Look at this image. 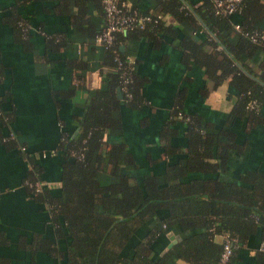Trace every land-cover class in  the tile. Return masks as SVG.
Masks as SVG:
<instances>
[{"label":"crops","instance_id":"0c3cea01","mask_svg":"<svg viewBox=\"0 0 264 264\" xmlns=\"http://www.w3.org/2000/svg\"><path fill=\"white\" fill-rule=\"evenodd\" d=\"M84 1L85 14L102 29V16L92 0ZM130 1L143 10L155 7L153 0ZM187 1V8L189 2L193 7L201 5L200 0ZM77 6V0H0V236L6 239V244L0 245V264H64L59 257L39 249L48 240L63 250L68 240H56L48 203L39 202L28 192L31 188L24 178L32 164L25 156L33 154L40 177L57 192L63 162L56 151L67 136L78 134V123L91 97L107 88L101 64L104 50L74 25ZM14 18L20 33L13 29ZM163 20L166 28L121 45L134 61L143 103L137 109L121 104L113 112L118 126L105 131L104 144L93 159L98 180L105 185L117 184L127 176L131 184H142L144 177L156 176L162 182L167 167L185 158V123L177 120L171 127L167 124L179 106L197 114L212 131L223 128L235 133V141L242 144L241 151L231 152L227 169L219 174L221 179L238 181L245 171L264 172V129L257 125L245 130V121L239 118L226 122L234 102L229 78L214 87L202 68L184 61L181 40H205L208 30L199 29L200 22L192 27L169 15ZM254 25L264 30V17L256 19ZM52 39H64L66 45L53 52L47 45ZM81 63L84 68L78 66ZM247 63L260 73L264 51L255 52ZM112 144L122 147L121 161L116 165L106 156ZM189 176L206 175L190 172ZM152 226L148 224L146 230ZM144 229H139L135 238ZM168 233L181 237L177 227ZM168 233L163 240L170 243ZM260 243L258 235L252 236L234 264H260L255 256ZM171 263L187 264L179 259Z\"/></svg>","mask_w":264,"mask_h":264},{"label":"trees","instance_id":"16d2710c","mask_svg":"<svg viewBox=\"0 0 264 264\" xmlns=\"http://www.w3.org/2000/svg\"><path fill=\"white\" fill-rule=\"evenodd\" d=\"M102 1L92 0L104 26ZM186 1L153 0L155 7L151 11L130 3L133 9L144 14L169 15L176 22H187L192 27L200 22L199 29L205 28L214 34L207 32L205 40L182 39L184 61L202 68L214 87L229 78L234 102L227 123L239 118L245 121V130L257 125L264 129V64L257 73L247 63L255 52L264 51V41L253 42L249 37L255 32L264 33L254 25L256 19L264 17L263 0H241L240 9L231 16L215 14L212 0H200L198 7L189 2L188 8ZM77 4L78 21L74 19V25L95 42L102 29L85 14L86 1L77 0ZM17 21L14 18L13 29L20 33ZM163 21L116 34L114 43L103 49L101 64L107 88L91 97L78 123V134L67 136L56 151L63 162L60 189L54 192L48 185L39 192H34L32 187L30 191L27 189L34 199L48 203L56 240H68L63 250L57 242L48 240L39 249L59 257L64 264H173L171 261L175 259L187 264H219L223 239L217 241L218 236L237 239L227 263L234 264L238 252L252 236L258 235L264 241V172L245 171L238 181L221 179L219 174L227 169L231 152L241 151L242 144L235 141V133L223 128L212 131L197 114L186 112L181 106L171 114L172 121L167 124L171 127L177 120L185 123V158L167 167L162 182L156 176L155 179L146 176L142 184H131L126 176L117 184L105 185L97 178L93 159L104 144L105 131L118 126L113 112L121 104L137 109L143 103L141 81L134 71L129 73L130 82L126 85L131 97L127 98L122 91L127 55L121 45L166 28ZM235 24L240 25L239 32L235 31ZM47 45L55 52L64 48L66 42L52 39ZM78 66L84 68L82 63ZM252 101L255 107L249 108ZM121 152V146L110 145L106 153L109 162L120 163ZM25 158L32 164L25 182L31 185L44 182L33 154ZM190 172L206 176L194 178L189 176ZM148 224L153 226L146 230ZM174 227L180 230L181 237L162 253L168 243L163 238L167 240V233ZM141 228L146 231L135 238ZM3 244L6 239L0 236V245ZM255 256L258 263L264 264V252L259 251Z\"/></svg>","mask_w":264,"mask_h":264},{"label":"built area","instance_id":"2783aa9c","mask_svg":"<svg viewBox=\"0 0 264 264\" xmlns=\"http://www.w3.org/2000/svg\"><path fill=\"white\" fill-rule=\"evenodd\" d=\"M215 14L221 16H231L240 9L241 0H212ZM103 10L105 14V23L101 32L96 36L95 43L103 49L108 48L114 43L115 35L123 33L131 29H142L147 23L163 20L161 14H144L137 9H133L131 3L127 0H103ZM236 32L241 30L239 24L234 25ZM253 42L264 41V33H252L249 35ZM122 61H118V65H122ZM134 71V61L128 56L125 61V69L122 72L123 85L122 91L130 98L127 92V84L130 82L129 73ZM255 107V101L249 104V108ZM186 121V119L184 120ZM52 153H54L52 151ZM45 156V153L43 154ZM34 192L41 191L42 187L48 185L46 182L37 181L33 185L25 182ZM223 250L220 256L219 264H227L232 254L233 248L236 246L237 239L229 236H223ZM259 250L264 252V241H261Z\"/></svg>","mask_w":264,"mask_h":264},{"label":"water","instance_id":"95a60500","mask_svg":"<svg viewBox=\"0 0 264 264\" xmlns=\"http://www.w3.org/2000/svg\"><path fill=\"white\" fill-rule=\"evenodd\" d=\"M121 49H122V47H121ZM118 95H119V98H122L120 90H118ZM168 236L170 239V243H168V245L164 249L163 253L166 252L168 249H170L179 240L178 236H174L171 233H168Z\"/></svg>","mask_w":264,"mask_h":264}]
</instances>
